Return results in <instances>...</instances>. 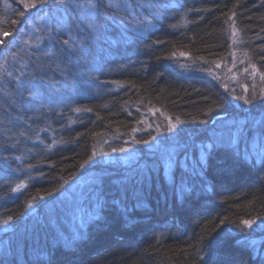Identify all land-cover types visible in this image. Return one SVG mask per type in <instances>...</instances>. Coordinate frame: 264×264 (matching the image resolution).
Masks as SVG:
<instances>
[{
  "label": "trees",
  "instance_id": "obj_1",
  "mask_svg": "<svg viewBox=\"0 0 264 264\" xmlns=\"http://www.w3.org/2000/svg\"><path fill=\"white\" fill-rule=\"evenodd\" d=\"M88 2L65 0L55 12L54 39L78 54L73 65L49 43L59 0L34 9L0 0V207L12 219L0 233V264H264V146L254 123L264 116V0H127L150 24L106 6L125 24L109 22L100 36L82 15ZM148 2L162 18L142 10ZM234 54L245 70L235 91ZM21 73L22 83L37 77L38 95L17 87ZM243 97L253 101L248 111ZM157 128L166 155L108 168L113 149L143 151ZM182 182L191 191L181 197ZM116 183L125 186L117 199ZM70 190L82 192L85 216L45 215V203Z\"/></svg>",
  "mask_w": 264,
  "mask_h": 264
},
{
  "label": "snow or ice",
  "instance_id": "obj_2",
  "mask_svg": "<svg viewBox=\"0 0 264 264\" xmlns=\"http://www.w3.org/2000/svg\"><path fill=\"white\" fill-rule=\"evenodd\" d=\"M21 3L24 5L25 9L28 8H36L37 7V3H39L40 5H49V0H32V2H26V0H21ZM52 3H56V0H52ZM65 3V0H59V4L57 5V9L53 11V15L51 17V19L54 21V23L50 26L49 28V32H50V41L49 43L54 46V47H58L60 49H62L61 51V56L62 58L69 62L72 63L73 65L76 62L77 59V53L74 50H63L66 48L67 46V41L63 42V44H59L57 41H55V36H56V31L55 29V20H56V15L55 12L59 11L60 7L63 6ZM107 6V10L112 11L114 10L115 12L119 13V12H124L127 14V16H130L132 18L133 24H139V25H148L150 24V21L148 20V17H144L143 19H140L138 17H136V15L132 12L131 9V5L127 2V0H120L119 3L113 2V0H95V2H93V0H89V2L87 3V6L85 8H83L82 11V15L83 14H87L88 16V23H87V27L89 29V32L95 36H100L101 34L107 32L108 27H109V22L111 24H121L124 25L125 24V19H121L119 16L117 15H113V16H107L105 15V7ZM73 7H80L79 5H73ZM143 9H147L149 12V15H151L153 17V19L156 18H162L161 13L153 6V4L151 2L148 3H144L142 5V10ZM25 13L22 11L20 12V16H24ZM233 16H235V13H233ZM99 18V19H98ZM100 20H104L105 23L101 24L99 21ZM4 35H7V33H4ZM92 36L90 35L88 38V41L85 42V45L81 47L80 52L83 53L86 50L87 44L91 41ZM27 43V42H26ZM157 44L161 43V41H156ZM175 54L173 53V56ZM181 55H184L183 53ZM203 59V58H201ZM253 68H255V65H253ZM9 75H11L9 73ZM262 76H264V73L261 74ZM24 76V73H21L20 75L17 76V87L21 88L25 91L28 92L29 96H36L38 95V91L36 90L34 85H31V79H37V77L32 76L29 81L22 83L21 82V77ZM239 99V98H238ZM245 103L251 105L253 103V101L251 99H249L248 97H243ZM90 111V109H89ZM180 121L177 118V122L176 124L173 123H169V126L167 128L168 132H175L177 124H179ZM254 123L259 125V135L261 137V141H262V146H264V116H262L259 121H254ZM155 139V138H153ZM142 143L147 144L149 143V141H142ZM229 145L231 147H237L238 148V134H232L230 133V139L228 141ZM215 147V142H210L209 144H207L204 147V150L201 152V157L199 160V165L201 167L205 166L208 163V159L211 156L212 151L214 150ZM128 151V149L126 148H119V149H113V152H126ZM169 158L171 159V154H169ZM250 155L246 152L245 153V159H249ZM261 162L264 163V154L261 155L260 157ZM137 175H140V173H138ZM185 191H191L190 188H188L186 185L181 184L180 189H179V194L181 195V197L183 196ZM11 219V217L9 218ZM4 223H7V221H5ZM221 223H223V221H221ZM244 225H247L248 227H251L255 221L252 220H244L242 222Z\"/></svg>",
  "mask_w": 264,
  "mask_h": 264
},
{
  "label": "rangeland",
  "instance_id": "obj_3",
  "mask_svg": "<svg viewBox=\"0 0 264 264\" xmlns=\"http://www.w3.org/2000/svg\"><path fill=\"white\" fill-rule=\"evenodd\" d=\"M230 61H231V69L228 70V74L229 73H231V74L228 77L230 78L229 79L230 80L229 83L232 82V85H230V87H231V89H233V91H235L236 88L239 87L242 84V83L240 84L238 82V80L241 79L240 78V74H242V72H245V70H242V69L238 70L239 66L236 67V65L239 62L238 55H236V54L232 55V58H231ZM242 88L244 89V91L242 93L244 95V94H246L248 92V87L244 86ZM233 91H232V93H233ZM235 101L237 102V105L240 104L239 103L240 99L237 98V100H235ZM247 106H248L247 103H245L244 106H243V110H245L247 108ZM246 111H248V110L246 109ZM222 118L224 119L226 117L222 116ZM236 119H237L236 121L238 123H242V122L245 123L247 121L246 120L247 118L243 117V116H240V118H236ZM161 130H163V129H161ZM157 132H158V134H156V132L154 134V138H155L154 140L155 141L152 144L147 143L146 144L147 146H145V144H144L143 151H141V148H139V147H136V149H133V148H130V147H126V149H128V151L123 152V153L115 152V153L111 154L110 156H108L106 158V160L109 162V165H107L108 168H112V169H120L121 168V169H123L125 167L134 166L135 164L140 163L141 161L143 163H147L148 161H153L152 158L154 156H157L158 154L160 155V153H164V149L166 147L162 148L163 146H161L163 134L160 133L161 131H160L159 128H157ZM158 149H161V150H158ZM170 150H172V149H170ZM148 155H149V158L147 159ZM167 157L165 156V159H163V160H164V164H165V167H166L167 171L170 173L174 163H172L171 161H167ZM153 163H154V161H153ZM181 164H183V162ZM148 165H150V164H148ZM115 172L116 171L112 170V171H110L109 175H111V174L114 175ZM79 187H80L79 184H75L74 185L75 189H78ZM63 195H64V197H68V195H73V192H72V190H70L69 192H67V193H65Z\"/></svg>",
  "mask_w": 264,
  "mask_h": 264
},
{
  "label": "bare ground",
  "instance_id": "obj_4",
  "mask_svg": "<svg viewBox=\"0 0 264 264\" xmlns=\"http://www.w3.org/2000/svg\"><path fill=\"white\" fill-rule=\"evenodd\" d=\"M165 151H164V153H160V155L162 156L163 154H166ZM160 155L158 154L156 157H158ZM148 158H149V155L147 156V159ZM152 159L154 161V158H152ZM19 177H21V176H19ZM76 182L78 183L79 181L77 180ZM17 183H18L17 186H18L19 190H15L16 193L20 192V189L23 188V185L21 184L20 179L19 180L17 179ZM115 186H116V189H115V191H112V192H114L113 194L115 195V199H117L116 193L120 197V194H122L123 190H125V188H124L125 186L123 184H120V183L119 184L116 183ZM81 196H82L81 191H77V194L69 195L68 197H64V195H62V194H59L57 196H53L50 200L51 203L49 205L47 203H45L47 205V208L45 209V215L48 212L49 216H55V211H57V214L60 217L63 218L65 216V218L63 220L64 222H66V220L68 219L69 216H85V211H83V209L80 207L81 203H82V202H80ZM43 200H45V199H43ZM66 200H68V201H66ZM118 201H119V199H118ZM121 202H122V200H121ZM41 205H43V202H41L40 204L36 203V204L30 205L29 207L26 208L24 214H26V212H27V214L38 212ZM9 218H10V216H8V215L4 216V213L1 211V207H0V233L1 234L4 233L3 232L4 230L8 231L9 224L4 223V222L6 219L12 221V219H9ZM20 225L23 226V225H25V223L24 222L20 223L18 226H20ZM24 229L26 230V228H24ZM25 230L19 229L17 232L21 236V240H24L27 236V232L24 235ZM6 261L8 263V261H10V258H6ZM9 264H11V263L9 262Z\"/></svg>",
  "mask_w": 264,
  "mask_h": 264
}]
</instances>
